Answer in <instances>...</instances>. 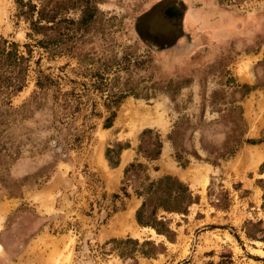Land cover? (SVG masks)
I'll return each mask as SVG.
<instances>
[{
	"label": "rangeland",
	"instance_id": "374dc122",
	"mask_svg": "<svg viewBox=\"0 0 264 264\" xmlns=\"http://www.w3.org/2000/svg\"><path fill=\"white\" fill-rule=\"evenodd\" d=\"M1 39L0 264H264V0H0Z\"/></svg>",
	"mask_w": 264,
	"mask_h": 264
},
{
	"label": "trees",
	"instance_id": "16d2710c",
	"mask_svg": "<svg viewBox=\"0 0 264 264\" xmlns=\"http://www.w3.org/2000/svg\"><path fill=\"white\" fill-rule=\"evenodd\" d=\"M34 6L31 7L33 10ZM43 12L44 10H37L39 19H43ZM30 26L34 30V27L39 25L37 21H30ZM24 61L26 59L19 54L15 43H8L4 39L0 40V104L8 103L12 93L23 89L25 72L22 64ZM113 117L114 113L111 114L108 119L109 123L104 125V128L110 127V121ZM157 153L160 154V151ZM114 197L118 196L115 195ZM154 199L156 201L160 200V202L151 205ZM193 203L195 202L190 189L175 178L166 176L149 185L142 206L136 211V220L140 225L153 227L158 234H162L161 230L156 227L157 224H163L161 220H158L157 212L159 210L182 212ZM149 208L151 211H149ZM147 211L149 216H147ZM221 264H231V261H221Z\"/></svg>",
	"mask_w": 264,
	"mask_h": 264
},
{
	"label": "crops",
	"instance_id": "0c3cea01",
	"mask_svg": "<svg viewBox=\"0 0 264 264\" xmlns=\"http://www.w3.org/2000/svg\"><path fill=\"white\" fill-rule=\"evenodd\" d=\"M120 163H121L122 165L125 163V158H123V155H122V157H121V159H120Z\"/></svg>",
	"mask_w": 264,
	"mask_h": 264
}]
</instances>
